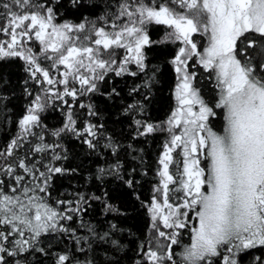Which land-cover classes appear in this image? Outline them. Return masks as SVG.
I'll use <instances>...</instances> for the list:
<instances>
[{"label": "snow or ice", "instance_id": "6c2138e0", "mask_svg": "<svg viewBox=\"0 0 264 264\" xmlns=\"http://www.w3.org/2000/svg\"><path fill=\"white\" fill-rule=\"evenodd\" d=\"M99 3H0L6 19L0 32L10 36L0 43V60L23 61L28 74L25 85L30 79L42 89L33 97L25 87L32 99L17 122V136L0 151V177L8 178L0 179V264H28V256L34 253L49 255L43 238L68 232L75 236L64 222L81 217L93 200L103 204L102 215L127 214L109 202L106 191L102 196L80 193L75 200L50 202L53 176L76 170L51 162L67 157L57 151L59 144L45 142L40 113L53 97L61 101L69 111L62 127L51 130V135L70 132L95 150L103 125L86 121L79 127L65 97L76 101L98 93L111 99L120 96L116 87L100 90L110 75H144L146 79L129 94L148 91L142 100L124 108L125 115L142 113L151 103V87L157 82V69L148 75L147 53L165 43L175 46L168 61L176 74L175 105L159 124L134 119L138 136L167 134L157 160L153 194L149 201L140 202L149 215L152 234L138 245L136 264H243L245 258L247 264H264V0H114V6L104 4V13L98 17L103 26L87 16L80 23L57 22L60 7L78 12ZM156 27L163 28L159 40L152 39L150 28ZM29 41L38 42V51ZM42 61L50 62V67L42 66ZM60 68L54 76L53 70ZM199 69L213 84V94L207 98L196 85ZM6 99L0 96V101ZM79 106L87 107L89 116L98 114L92 104ZM221 117L222 131L216 123ZM35 128L42 132H34ZM30 136L40 143L29 152L52 153L43 170L35 156L18 155ZM121 169L117 159L98 168L96 179L102 182L105 176H114L134 190L139 182L125 179ZM80 226H84L82 219ZM123 231L112 221L102 232L89 224L91 238L82 240L89 251H95V241L108 246L105 252L118 253L124 247L119 236ZM76 243L77 251L84 253L81 239ZM55 264H71L70 257L58 254ZM76 264H95V258Z\"/></svg>", "mask_w": 264, "mask_h": 264}, {"label": "trees", "instance_id": "16d2710c", "mask_svg": "<svg viewBox=\"0 0 264 264\" xmlns=\"http://www.w3.org/2000/svg\"><path fill=\"white\" fill-rule=\"evenodd\" d=\"M11 0H0V3ZM47 0H32V3H46ZM114 6V0H100L99 6L90 9H81L80 11L66 10V7L58 9L60 15L57 17V22L65 21L71 23H80L85 16L99 26H103V22L98 19L104 13V4ZM55 6V5H53ZM19 11V9H14ZM31 10V9H29ZM6 25L5 10L0 8V27ZM90 27V25H89ZM106 30H108L106 28ZM152 39L159 40L163 36V28H150ZM10 39L0 32V43ZM29 46L33 47L34 51H38V42L29 41ZM174 45L169 43L158 44L154 46L148 53V75L151 76V69H157L156 83L151 87V103L146 105L145 110L134 112L128 115L124 114V108L131 103L143 99V93L147 89H141L140 94H129L130 90L142 83L146 77L144 75L138 77H115L110 75L106 82L100 84L102 92H108L114 86L120 92V96L111 99L102 96L98 93L87 94L73 101L71 97L65 99L72 105L71 111L73 118L76 119L77 125L83 127L86 121L93 124L103 125L100 130L101 136L96 149H89L82 143L81 139L76 138L72 133H64L61 137L51 135V130L62 127L65 121V114L69 108L61 101L54 97L51 102L46 104L43 112L40 113L41 124L46 126L42 132L41 128H35L34 132L45 135V142L49 144L57 143L60 148L57 150L66 159L59 161H51L55 166L66 169H75V172L65 174H55L51 181L50 193L51 203L55 204L56 200H75L77 194L91 195L95 193L102 196L103 192H107L109 202L125 211L127 214L116 216L115 213H109L107 216L102 215L103 204L99 201H91L90 207L81 217H74L72 221H65V225L75 230V236L72 232L49 234L42 240V246L45 247L49 255L45 256L40 253H34L28 256V264H55V258L58 254H67L70 257L71 264H76L77 260L84 261L95 258V264H108L109 261H118V264H136L140 259L138 245L144 242L151 236L150 219L146 209L141 207V201H149L153 194V186L157 182L156 171L159 167L157 160L162 151L163 143L167 138L166 133L156 132L147 136H138L134 119L147 120L148 122L159 124L167 119L168 114L175 105L173 91L176 84V74L173 66L168 62L174 54ZM42 66L50 67V62L42 61ZM24 62L19 59H4L0 60V96L7 97L6 100L0 101V151H3L8 143L17 136L19 129L17 122L24 109L30 103L32 97L25 94V87L32 92L33 97L42 93L40 85L34 81L28 80L25 85L24 81L28 79V74L24 71ZM53 70L52 74L58 76V72ZM199 82H204L207 85L208 94L212 95V82L205 78L202 69L198 70L196 85L201 87ZM79 88V85H75ZM44 87H48L44 85ZM62 90V86H58ZM204 90V89H201ZM92 104L96 116H89L87 107L81 108L79 105ZM219 111V110H218ZM219 128L222 131V117L218 119ZM111 138L112 147H109ZM35 143L40 141L35 136L28 137L25 142V147L18 150L19 156H24L26 153L31 157L35 156L36 161L40 163L37 167H41L44 163L51 160L52 153L45 155L44 153H31L28 149ZM115 148V154L113 153ZM16 155V153H14ZM13 158H9L11 160ZM119 160L122 164V175L125 179H134L139 183L135 189L128 188L121 180L114 176H105L103 181L96 179L98 168L107 167L110 164ZM2 162V159H0ZM35 162V161H34ZM135 169V172H132ZM7 180V177H0ZM139 196V200L135 197ZM81 219L84 226L81 227ZM108 221L119 224L124 229L119 236L124 245L123 249L118 253L112 251L105 252L107 245L98 246L95 241L92 243V248L95 250L89 251L88 245L83 243L82 238L90 237L88 225L91 224L98 232L107 229ZM81 239V243L85 248V252L77 251L78 245L76 240ZM187 240V235L184 236ZM255 255H259L258 250H252ZM247 264V258L243 261Z\"/></svg>", "mask_w": 264, "mask_h": 264}, {"label": "rangeland", "instance_id": "374dc122", "mask_svg": "<svg viewBox=\"0 0 264 264\" xmlns=\"http://www.w3.org/2000/svg\"><path fill=\"white\" fill-rule=\"evenodd\" d=\"M202 43H203V41H201ZM200 84H201V89H204V90H202V92H203V94L205 95V97L207 98L208 96H210L209 94H208V89H207V85L204 83V82H199ZM216 123L219 125V122H218V120L216 121Z\"/></svg>", "mask_w": 264, "mask_h": 264}]
</instances>
